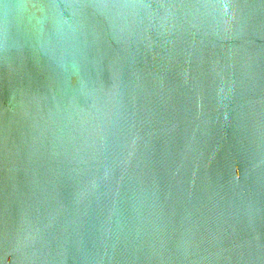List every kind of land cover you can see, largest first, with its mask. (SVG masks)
Masks as SVG:
<instances>
[{
    "label": "water",
    "instance_id": "water-1",
    "mask_svg": "<svg viewBox=\"0 0 264 264\" xmlns=\"http://www.w3.org/2000/svg\"><path fill=\"white\" fill-rule=\"evenodd\" d=\"M0 264H264V0H0Z\"/></svg>",
    "mask_w": 264,
    "mask_h": 264
}]
</instances>
